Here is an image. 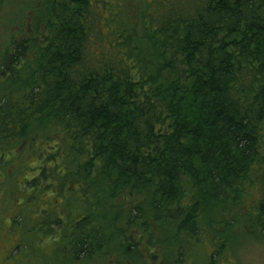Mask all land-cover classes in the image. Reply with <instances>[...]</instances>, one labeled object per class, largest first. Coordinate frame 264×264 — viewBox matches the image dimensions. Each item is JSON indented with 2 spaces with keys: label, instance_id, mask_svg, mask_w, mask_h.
Masks as SVG:
<instances>
[{
  "label": "trees",
  "instance_id": "16d2710c",
  "mask_svg": "<svg viewBox=\"0 0 264 264\" xmlns=\"http://www.w3.org/2000/svg\"><path fill=\"white\" fill-rule=\"evenodd\" d=\"M8 5L22 27L0 60V178L29 170L17 231L125 264L157 248L153 223L209 238L217 205L250 201L264 226V0H0V18Z\"/></svg>",
  "mask_w": 264,
  "mask_h": 264
},
{
  "label": "rangeland",
  "instance_id": "374dc122",
  "mask_svg": "<svg viewBox=\"0 0 264 264\" xmlns=\"http://www.w3.org/2000/svg\"><path fill=\"white\" fill-rule=\"evenodd\" d=\"M16 10L20 6H12ZM12 7L8 5L0 18V60L6 53L10 45V37H20V28L7 23L14 17ZM19 12V11H18ZM25 34L30 31V25L23 29ZM24 37V34H23ZM0 78H2L0 76ZM4 77L3 81H6ZM0 80V97L2 90H11L12 86ZM12 84H16L13 82ZM23 83L17 84L14 90ZM27 159V160H26ZM29 162L27 157L18 160V163ZM3 165V163H1ZM30 166H37L29 162ZM14 169V168H13ZM29 170L19 172L15 169L10 174V179H6L3 184L0 178V264H92L87 262L72 263L58 257L59 242L53 240L35 241L31 237H25L16 227L10 230L12 218L16 215L19 202V194L16 193L18 184L24 183V177ZM38 176V175H37ZM190 193V191H189ZM190 198L193 195L189 196ZM188 198V202H193ZM252 203L245 201L242 205L226 206L220 205L212 209L210 216H206L207 224L210 228L209 238H202L199 241L193 239L169 238L162 234L159 224H152L151 238L157 248L151 252L144 247L136 249L134 257H124L125 264H264V226L259 225L250 215ZM148 212V208L145 207ZM230 216H234V226H227L226 221ZM212 221V223H210ZM151 236V237H152ZM146 239L149 235L144 236ZM20 244H24L17 250ZM182 252L181 258L178 254ZM116 257L111 259V264L116 261ZM107 262V264H110ZM97 264V263H96Z\"/></svg>",
  "mask_w": 264,
  "mask_h": 264
}]
</instances>
